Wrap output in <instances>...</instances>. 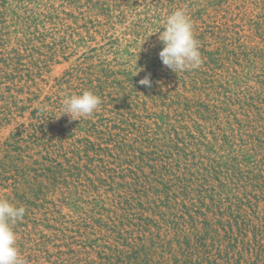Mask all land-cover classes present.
Segmentation results:
<instances>
[{
	"label": "rangeland",
	"instance_id": "obj_1",
	"mask_svg": "<svg viewBox=\"0 0 264 264\" xmlns=\"http://www.w3.org/2000/svg\"><path fill=\"white\" fill-rule=\"evenodd\" d=\"M98 1L109 5V11L103 13L99 7L93 6ZM178 8L186 9L194 24L203 63L198 69L176 74L159 58L163 44L158 40L157 31H163L167 15ZM49 13L53 17L51 21L44 16ZM262 19L264 0H0V63L8 61L5 66L0 65V162L5 158L16 160L19 154L17 148H21L28 164V178L40 180L45 186L49 183L44 180L48 175L44 173L48 164L45 162L47 152L51 148L46 147L44 141L34 146L24 129L36 123L32 119L33 111L43 105L47 97L60 99L63 103L66 97L82 93L81 88H55V79H61L72 70L75 73L87 72L92 74L93 86L98 85L99 78L104 84L102 88H86L101 98V104L92 118L97 131L93 132L91 140L100 146L98 153L102 155H87L77 144L74 150H81L77 153L80 158L72 161L79 163L82 171H86V167L94 169L96 176H103L106 185L100 192L92 191L87 180L98 179L96 176L89 174L80 179H69V174L61 176L68 182L71 180L76 194L68 201L69 207L64 205L60 199L65 190L61 184L64 180L58 184L55 193L47 194L48 200L53 206H58L56 209L62 215H74L76 207L85 205L80 203L97 202L100 197L104 200L109 197L107 202L113 204V196L124 190L123 178L130 175V161L136 162L133 165L146 173L144 177L153 171L155 163L150 161L155 157L153 146L143 151L150 154L144 164L141 160L136 161L135 157H141V153L137 152L120 159L117 146L118 143L121 145L125 133L112 127L117 128L126 119L125 122L131 120L137 125L143 122L151 131L150 135H159V128L162 134L175 130L180 134L179 138L186 142L185 128L191 127V120H194L206 140L205 148L199 150L200 161L204 164L202 168L206 169V164L213 168L217 163L233 167L236 160L239 159V163L244 161L237 170L246 178L250 176L256 180L263 189V197L259 191L250 190L245 201L251 200L256 207L254 199L260 195L258 208L260 216H263L264 140L259 136H264V118L257 117L261 112L264 114ZM36 47L41 48V53L33 57L32 50ZM17 48H20V59L17 57L14 60L17 64L7 67L15 58L13 50ZM34 64L45 69L36 78L37 88L26 79L16 80L14 77L31 73ZM146 75L150 77L151 87L139 84V80ZM174 75L183 79V84L196 83L195 88H174ZM83 76L79 75L80 78ZM190 100L199 101L197 104L200 107L187 108L192 105ZM45 107L44 111L50 109L48 104ZM9 108L14 112L10 113ZM249 114L251 116L247 118ZM47 116V113L43 114V117ZM84 119L89 120V117ZM50 123L55 133L67 128L55 120ZM121 127L125 128L126 124ZM41 131L48 133L49 129L44 127ZM74 133L80 139L88 136L82 127ZM11 138L14 140L7 142L10 148L2 147ZM67 148L68 143L61 150L53 148L55 153L48 157L53 166L62 162L58 156L66 154ZM200 172L207 175L204 170ZM16 174L12 171L11 178H15ZM219 182L217 179L216 183L205 187L206 205L214 200L213 189L219 186ZM7 183L6 189L0 188V198L12 203V193L16 191L11 188L12 181ZM110 205L104 207L110 208ZM200 207L198 203V209ZM57 222L56 219L51 223L56 229L59 228ZM44 224V227L50 226L48 222ZM44 227H40L36 238L32 236L25 249L19 248L27 264H66L70 261L69 256L62 253L68 250L67 243L55 239L61 230L47 231ZM42 232L51 237L46 247L36 244L41 241ZM90 238L95 240L100 237ZM92 242L90 240L86 246L85 242L82 244L85 250L91 252L90 255L78 252V257L72 254L73 260L99 262V248L93 253L86 248ZM72 249L74 251L76 247Z\"/></svg>",
	"mask_w": 264,
	"mask_h": 264
},
{
	"label": "trees",
	"instance_id": "obj_2",
	"mask_svg": "<svg viewBox=\"0 0 264 264\" xmlns=\"http://www.w3.org/2000/svg\"><path fill=\"white\" fill-rule=\"evenodd\" d=\"M93 6L99 7L98 9L103 13L110 8L101 1L93 3ZM44 16L49 21L53 19L50 13ZM261 21L264 22V19ZM40 49L36 47L32 50L33 57L41 53ZM13 51H15V58L7 67L17 64L14 60L20 57V48ZM6 62L8 61H2L0 65L5 66ZM44 70L43 66L38 67L34 64L31 73L23 77L18 75L14 77L16 80L26 79L37 88L36 78L41 76ZM80 74L84 76L80 78ZM91 76L92 74L87 72L76 71L75 73V70H72V72H66L61 79H55V88L68 86V88H81V92L87 91L86 88H102L104 85L102 80L99 78L98 85L93 86ZM174 76L176 77L173 80L174 88H189V86L195 88L196 83L183 84V79ZM190 102L192 105L187 108L200 107L197 104L199 101L190 100ZM47 104L50 109L42 112L41 109H45ZM62 104L60 99L53 100L52 97H47L43 105L33 111L32 119L36 120V123L32 125L33 127L24 129V133L27 132L26 136L30 138L34 146L38 145L37 142L44 141L47 144L46 147L51 148L47 150L48 156L45 161L48 164H46L47 169L44 175H48L44 177V180L49 182L46 186L40 180H31L32 178L29 179L26 175L29 169L21 148H17L19 154L16 160L5 158L0 162L2 183L0 188L6 189L7 182L12 181L11 188L16 191L12 193V203L26 209L23 219L14 227V231L19 236L17 243L21 250L25 249L28 242L33 239L32 236L36 238L37 233H40V227H44V223L48 222L50 226H45L44 229L53 232L60 229V234H57L55 239L67 243L65 246L68 250L62 253L69 256L70 261L66 264L92 263L90 260L84 262L80 259L75 261L72 258V254L78 257V252L85 256L90 255L91 252L82 247L84 242L86 246L90 240L93 242L86 247L88 250L93 253L99 248L97 253L99 262L92 264H168V262L169 264H264V215L260 216L258 208V203L263 197V189L256 180L250 176L246 178L237 170L244 163V161L239 163V159L233 167L227 163H217L213 168L207 167V164L206 169L202 168L204 164L200 161L199 150L205 148L206 140L202 132H199L194 120H191L193 122L191 127L185 128L187 142L180 139V134L175 130L165 131V134H162L159 128V135L158 133L150 135L151 131L143 122L137 125L130 122L131 120L125 122V119V123L122 122L117 128L112 127L113 130L125 133L121 145L118 143L117 146L120 159L137 152L141 153V157H135L136 161L141 160V164H144L143 161L150 154L143 151L150 149L151 146L155 148L156 152L153 154L155 157L150 160L155 163L152 167L153 171H150V176L144 177L146 173L133 165L136 162L130 161L128 162L130 175L123 178L124 190L121 194L113 196V204L110 205L107 202L109 197L107 200L100 197L101 199L97 202L80 203L85 205L76 207L74 215H62L58 208L56 209L58 206H53V203L48 200L47 194L55 193L56 188H59L58 184L64 180L61 184L65 186V190L62 191L60 199L69 207L68 201L76 197L74 185L69 179H80L89 174L96 176L94 169L86 167V171H82L79 163L72 161L76 157L80 158L77 153L81 150H74V147L77 144L80 145L87 155L91 153L102 155L98 153L100 146L91 140L93 132L97 131L96 123L92 121L96 114L89 117V120L79 117L78 120H73L67 114L61 116ZM9 112L14 111L9 108ZM45 113L47 117H43ZM250 116V114L248 117L246 115L247 118ZM257 117L263 119V112ZM54 120L67 128L55 133L50 123ZM124 124L126 127L122 128ZM44 127L49 129L48 133L41 131ZM81 127L88 134L84 139L76 138L74 133ZM167 128H170L169 125ZM156 135L158 137L163 135L164 138H155ZM259 138L264 140L263 135ZM10 140L14 138L8 139L2 147L9 149L7 142ZM66 143H68V152L59 155L62 162L53 166L54 163L49 159L51 158L49 155L55 153L53 148L58 147L61 150ZM262 145L264 147V143ZM19 162H21L20 166H18ZM36 164L37 162L34 165ZM200 170L206 171L207 175L212 176V180L209 176H204ZM12 171L17 172L15 178H11ZM65 174H69L67 175L69 182L62 179L61 176ZM96 177L98 179L87 180L88 187L92 191L100 192L106 182L102 180L103 176ZM127 178L129 182H126ZM217 179L220 182L219 186L213 189L214 200L210 205H206L205 187L216 183ZM250 190H257L261 195L254 199L257 203L256 207L251 200L245 201L249 195L247 192ZM198 203L201 205L199 209ZM106 205L111 207H104ZM56 214L57 217H55ZM56 219L59 221L56 223L59 225L57 229L51 224ZM41 234L43 237L39 240L43 242L36 244L46 247L51 237L44 235L43 232ZM97 235L100 238L95 240L90 238ZM251 235L252 238H249ZM99 241L103 242L99 243ZM72 247L76 249L73 251Z\"/></svg>",
	"mask_w": 264,
	"mask_h": 264
},
{
	"label": "clouds",
	"instance_id": "obj_3",
	"mask_svg": "<svg viewBox=\"0 0 264 264\" xmlns=\"http://www.w3.org/2000/svg\"><path fill=\"white\" fill-rule=\"evenodd\" d=\"M162 28L163 31L157 32L158 40L163 44L159 52L163 65L176 74L198 69L203 59L194 24L187 10L178 8L172 11L167 15ZM139 84L151 87L150 77L146 75L139 80ZM100 104L101 98L98 95L84 91L63 100L61 116L67 114L73 120H78V117L88 118L94 115ZM25 212V207L16 206L8 199L0 198V264H27L14 231L15 225L23 219Z\"/></svg>",
	"mask_w": 264,
	"mask_h": 264
}]
</instances>
